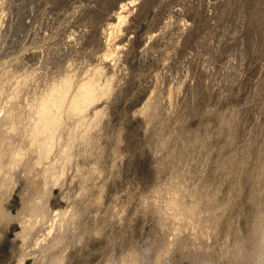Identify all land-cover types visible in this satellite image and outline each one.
Listing matches in <instances>:
<instances>
[{"label": "rangeland", "instance_id": "374dc122", "mask_svg": "<svg viewBox=\"0 0 264 264\" xmlns=\"http://www.w3.org/2000/svg\"><path fill=\"white\" fill-rule=\"evenodd\" d=\"M127 1L0 0V264H264V0ZM94 75L39 164L35 106Z\"/></svg>", "mask_w": 264, "mask_h": 264}, {"label": "bare ground", "instance_id": "6f19581e", "mask_svg": "<svg viewBox=\"0 0 264 264\" xmlns=\"http://www.w3.org/2000/svg\"><path fill=\"white\" fill-rule=\"evenodd\" d=\"M134 2H135V0H129L127 2L122 3V5L120 7V10L118 11V19H119V23L120 24H122L121 22L124 21V19L126 18V15H127V14H125L126 12L125 13H123V12L125 11V9L127 10L128 9L127 7L129 5H131V4H133ZM98 81L95 78V75H94V77H91V78L89 77V79H86L85 81L82 82V84L79 86L77 91H75L76 93L74 92V95L71 94L72 95L71 96L70 95V93H71V84H72L71 83V79L66 78L65 80H63L59 84H56L55 86H53V88L51 89V91H49V93L45 94L42 98H40L39 102L35 106V116L33 117L32 122L30 123V125L28 127H26L24 129V132H25V135H26L25 136L26 137V144L28 145V147H30L32 145L33 146L35 145L37 147L36 150L34 149L35 151L38 152V160H35L36 162H38L40 164V161L42 159H44V158L49 159L48 157H49L50 153L53 152V150L55 148L54 146L56 145V134H57L56 130L61 125V122L63 120V118H62L63 111H66L67 113H75L76 112V113L80 114V112H82L84 109L86 110L87 109L86 107L90 104V102L93 99H95V95L99 91V90L97 91V88H100V87H98ZM1 89H3V88H1ZM1 96H4V95H1ZM10 99H11V97H10ZM96 100H97V97H96ZM9 103H11V101ZM8 113L9 112L6 111V113H4L2 116H0V129L2 128V133L0 134V176H1V172H4V174H6V177H8L7 175L9 174V173L7 174L6 171L8 169H10L12 166L14 167V164L16 163L17 159L23 153L22 148L21 149H17L15 147L13 140L10 139V137H9L10 135L8 134L10 132L11 128L12 129L15 128L14 126H15L16 123L14 125H13V123L9 124L8 122H7L6 125H4V123H3V119H4V117H6L8 115ZM79 126H77V127H79ZM60 129H61V127H60ZM70 131L71 130H69V132ZM59 135L61 136V134H59ZM13 137H15V135ZM71 141H70V143H71ZM65 142L67 143V141H65ZM58 145H60V144H58ZM61 146H63V145H61ZM61 146H60V148H61ZM18 148H20V147H18ZM68 148H70V147H68ZM64 150L61 151V152L59 151V153H60L59 158H61V157L63 158V156H66V153H63V152H65ZM66 150H67V148H66ZM71 153H72V151H71ZM51 157H52V155H51ZM22 159H24V158H22ZM53 159H54V161H52V162L50 161V162H48L49 164L44 166V171L46 173H48V172H50L52 170L51 167H53V165L55 166L56 154H55ZM65 159H66V157H65ZM68 160L70 162V158ZM58 161H60V160H58ZM28 163L29 162H27L26 164H28ZM41 163H42V161H41ZM57 163H59V162H57ZM66 163H68V161ZM20 166H22V165H20ZM30 166L31 165H29V167ZM35 167H37V166H35ZM59 167H60V165H59ZM62 168H64V167H62ZM61 172H63V169L61 170ZM61 174H64V173H61ZM56 177H54V179ZM60 178H61V176H60ZM56 179L58 180V178H56ZM57 180H55V181H57ZM5 181H6V178H5ZM6 185H7V183H6ZM31 225H32L31 222L27 223V225L25 227V234L28 233L29 228L31 227Z\"/></svg>", "mask_w": 264, "mask_h": 264}]
</instances>
